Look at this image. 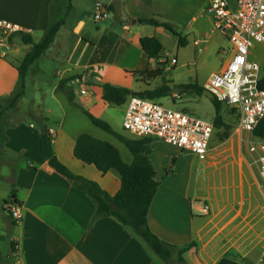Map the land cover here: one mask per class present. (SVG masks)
<instances>
[{"label":"crops","instance_id":"0c3cea01","mask_svg":"<svg viewBox=\"0 0 264 264\" xmlns=\"http://www.w3.org/2000/svg\"><path fill=\"white\" fill-rule=\"evenodd\" d=\"M58 1L0 0V19L17 26L18 31L29 33L32 41L38 43L34 36L38 34L41 40L49 25L64 16L67 0H62V10ZM97 1L110 5L112 19L90 22L82 16L71 21L73 5L77 2L72 0L54 41L30 67L23 95L15 108L9 107L18 81L14 65L21 61L30 45L23 44L20 37L13 34L14 43L11 46L9 42L7 57H0V183H3L0 254L3 258L11 257L13 264H156L130 229L112 217L94 218L92 200L48 165L39 147L41 122L44 121L49 130L54 154L61 164L72 174L97 183L108 195H115L120 188V177L115 171L102 175L73 156L80 135L87 133L102 141L104 134L68 101L59 88L60 82L68 80L64 85L74 92L80 103L74 102L76 105L91 115L98 112L93 116L108 123L115 133L137 139L126 136L122 124L116 127L111 121L108 111L116 105L102 102L100 86H118L108 78L111 70L125 74L156 68L164 74L173 70L177 58L165 57L162 41L168 33L176 41L178 55L181 48L176 36L165 29L132 25L131 20L155 19L185 30L176 32L185 38V47L192 45L198 54L207 49L200 45L207 43L216 30L213 20L203 13L205 0H88L86 6L92 8ZM228 1L235 3V0ZM208 26L210 34L206 31ZM220 35L231 48L226 36ZM142 38H156L160 42L162 50L157 59L148 58L142 51ZM171 59L176 60L173 66L169 64ZM132 79L133 85L121 87L144 91L162 83L158 78ZM207 79L199 86L204 88ZM166 80L171 88L189 84ZM75 82L78 83L76 89ZM126 99L118 105L123 107V117ZM190 101L192 98L188 97L181 106L193 108L197 104ZM105 133L115 139L108 141L109 144L118 150L122 161L130 165L133 157L122 147L124 144ZM161 146L168 148L161 151ZM182 152L186 151L159 140L151 143L149 159L158 187L147 215L150 231L161 241L178 247L192 243L193 247L183 254L186 264H216L224 257L240 264H258L260 248L264 246V183L258 177L254 155L248 152L254 164L242 161L248 175L243 173L244 181L235 183L230 172V180L223 183L217 179L216 171L230 170V167L228 163L222 165L220 158L215 160L218 156L212 149L203 161L188 152L195 159L196 173L214 167L195 177L193 169L181 167L185 158ZM168 167L171 171L166 174ZM13 189L21 214L17 224L12 222L4 205ZM203 204L209 205L207 214L202 213Z\"/></svg>","mask_w":264,"mask_h":264},{"label":"trees","instance_id":"16d2710c","mask_svg":"<svg viewBox=\"0 0 264 264\" xmlns=\"http://www.w3.org/2000/svg\"><path fill=\"white\" fill-rule=\"evenodd\" d=\"M71 1L72 0H67L63 18L50 24L38 43L32 41L29 33L22 31L14 33L20 37L23 44L30 45V48L21 61L14 65L18 74V81L14 93L10 97V108H15L17 106L18 100L23 95L25 78L30 67L45 53L54 41L56 34L64 23L65 17L71 9ZM131 24L161 27L176 36L178 47L186 46L185 38L177 33L174 27L168 23L160 22L155 19L138 18L132 19ZM140 46L145 55L150 59H157L162 50V46L156 38H142L140 40ZM126 74L137 80L143 79L149 81L162 78L163 82L153 89L144 91H133L110 84H102L100 86L102 89V102L120 105L129 96H138L147 100L156 101L168 97L171 94L172 88L168 85L169 82L164 79V73L159 68L126 72ZM67 82L68 80L61 81L59 88L66 95L68 101L77 106L94 126L113 135L122 142L131 153L133 160L130 165L125 164L116 148L90 135L82 134L77 138L73 149V156L75 159L81 161L83 164L93 166L102 175L110 170L115 171L119 175L120 188L115 195L110 196L104 192L97 183L72 174L58 161L52 148V137L47 126L43 123L44 121H42L39 147L43 158L54 171L69 179L77 189L83 191L92 200L95 205L94 218L105 216L112 217L122 226L130 229L134 236L142 242L146 251L156 264H186L183 259V254L192 248L193 244L190 243L178 247L161 241L150 231L147 224L148 211L158 187V182L155 180L156 173L149 159L153 139H129L115 133L108 123L94 117L88 111L74 103L75 94L72 90L65 87L64 84ZM261 84L264 85V78H262ZM179 87L186 93L195 94L197 96L203 95L205 91L203 87L191 83L179 85ZM210 103L214 109L212 121L214 129L224 128V136H227L230 127L225 126L221 115V107L224 105L215 98H212ZM227 110L234 116L230 109L227 108ZM1 117L2 112H0V120ZM253 135L257 137L264 136V120H262L255 129ZM170 171L171 168L168 167L165 173L167 174ZM9 202L17 204L14 189L11 191L9 201H4V205ZM10 246L13 248V243H10ZM216 264L240 263L232 260L230 257H224Z\"/></svg>","mask_w":264,"mask_h":264},{"label":"built area","instance_id":"2783aa9c","mask_svg":"<svg viewBox=\"0 0 264 264\" xmlns=\"http://www.w3.org/2000/svg\"><path fill=\"white\" fill-rule=\"evenodd\" d=\"M204 14L213 20L216 31L231 44L229 60L223 69L209 75L204 89L218 102L230 109L237 118V127L249 134L247 150L254 155L257 174L264 183V136L253 135L264 120V85L260 63L254 60L256 46L264 48V0H205ZM110 5L97 1L92 6L95 21L112 19ZM17 26L0 19V57L10 49L9 38ZM171 66L175 59L169 61ZM84 94V91H81ZM122 127L136 138L159 140L181 151L192 153L203 161L210 150L214 134L212 121L189 113L166 108L157 101L129 96ZM5 209L13 223L20 222V207L7 203ZM209 205L203 204L207 214ZM17 248V246H15ZM258 264H264V246L260 248Z\"/></svg>","mask_w":264,"mask_h":264},{"label":"rangeland","instance_id":"374dc122","mask_svg":"<svg viewBox=\"0 0 264 264\" xmlns=\"http://www.w3.org/2000/svg\"><path fill=\"white\" fill-rule=\"evenodd\" d=\"M87 2L88 0H77V2L73 5L74 9L71 13V17L69 20L73 21L83 16L85 17V19L87 18L90 22H92L93 19L92 8L86 6ZM56 3L61 4L60 8L62 10L63 8L62 0ZM175 30L181 32L185 31L182 29H175ZM206 31L208 32V34H210L211 28L208 26ZM34 41L35 42L40 41V36L38 34L34 36ZM162 41L164 45L163 46L164 52L166 53L165 57L168 59L175 57L177 58L178 61L177 65L175 66V68H173V70L166 71V73L164 74V79L165 80L170 79L173 82L179 84L191 83V84L202 85L204 81L209 77V75L211 73L218 72L222 63L230 57L229 55L230 48L228 47L227 44L225 45L224 41L226 40L220 35L218 31L213 32L210 35V37L207 39V43L203 42L200 45V48L207 46V49L204 51L202 50V52L199 54L197 51H195L194 47L190 45L188 47H180L181 50L179 51V55H178L175 50L176 41L169 33L167 34V37L162 38ZM9 42L11 43L12 46V44L14 43L12 37L9 38ZM198 47L199 46H197V48ZM21 53L22 51H20L18 55H20ZM253 58L255 61L260 63L262 74H264V48L260 46H256L253 50ZM167 65L168 64H165V66ZM108 78L111 81H114L115 85H118L117 87H121V85H133L134 82L129 75L112 70L109 72ZM158 80L160 82H163L162 78H158ZM157 84L159 83H155L154 85L157 86ZM77 86L78 83L75 82L73 84V87L76 89ZM174 87H179V86H174ZM188 97L192 98V101L190 102L193 101L197 102V104L193 106V108L181 106V104H183L182 102L185 103V100H187ZM127 100L128 98L126 99V101ZM156 101L166 108H171L178 111H183L182 109H184L186 111H189L185 113H189L201 119L213 121L214 109L211 103L208 101V99L203 95L197 96L195 94L193 95L186 93L185 91H180L179 93L177 92L171 93L168 97L162 98L160 100L158 99ZM122 108H123L122 106L116 105L114 107H111V109L108 111L111 117V121L114 123V125H116V127H118V125L122 124L123 122L122 120L123 114L121 111ZM92 113L93 115H98L97 114L98 112H92ZM221 115L223 117L225 126L230 127V129L228 131L227 136H224V130H225L224 128L214 129L213 138L210 143V149H212V152L218 156L215 160H218V158H220L223 161L222 165H226L228 163L230 170L229 169L225 170L223 168H220L219 171H216V176L220 182L224 183L225 180L227 181L230 180V172H231L232 180L235 183H238L240 180L242 181L245 180L243 176V173L245 174V169H244L245 167L244 164H242V161L245 160L247 162L248 160L249 163L247 164H251V163L254 164L252 157L250 158L249 156L250 154L247 151L248 142L252 138L249 134L242 133L238 129L236 118L229 113V111L225 106L221 107ZM97 130L102 134H104V140L102 141L108 142L115 140L112 136L106 134L101 129L97 128ZM122 131L126 136H130V137L133 136L129 132L125 131L123 127H122ZM122 147L128 152V149L125 148V145L124 146L122 145ZM166 148L168 147L167 146L159 147L161 151ZM182 154L184 155L185 158L184 161L181 162V167L186 168L188 166L191 169H193L194 171L193 177L198 176L199 174L204 175L209 170L214 168V167H207L204 168L200 173H196L197 171L195 168L197 167L193 156L189 155L190 153L188 152H182ZM250 168L253 169L254 165H252V167ZM2 187H3V183H0V188H1L0 193H2L3 191ZM0 205H2L1 197H0ZM0 264H13L12 258L11 257L3 258L2 254H0Z\"/></svg>","mask_w":264,"mask_h":264},{"label":"water","instance_id":"95a60500","mask_svg":"<svg viewBox=\"0 0 264 264\" xmlns=\"http://www.w3.org/2000/svg\"><path fill=\"white\" fill-rule=\"evenodd\" d=\"M179 91H183V89L181 87H174V88L171 89V93H176V92H179ZM203 96L207 97L210 100L213 98L212 94H210L206 90L203 92ZM74 102L77 103V104H80L78 102L77 98L74 99Z\"/></svg>","mask_w":264,"mask_h":264}]
</instances>
